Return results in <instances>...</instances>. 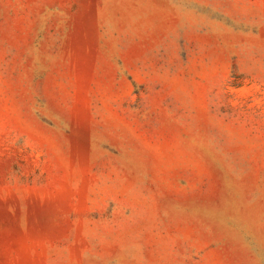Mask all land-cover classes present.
<instances>
[{
    "label": "rangeland",
    "instance_id": "1",
    "mask_svg": "<svg viewBox=\"0 0 264 264\" xmlns=\"http://www.w3.org/2000/svg\"><path fill=\"white\" fill-rule=\"evenodd\" d=\"M0 264H264V0H0Z\"/></svg>",
    "mask_w": 264,
    "mask_h": 264
}]
</instances>
